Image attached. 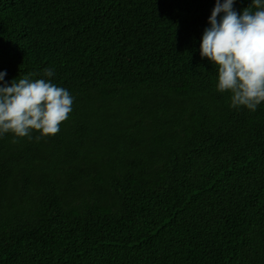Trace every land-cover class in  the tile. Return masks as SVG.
I'll return each mask as SVG.
<instances>
[{
  "label": "trees",
  "instance_id": "16d2710c",
  "mask_svg": "<svg viewBox=\"0 0 264 264\" xmlns=\"http://www.w3.org/2000/svg\"><path fill=\"white\" fill-rule=\"evenodd\" d=\"M214 4L0 0L4 82L73 97L56 135L0 137V264H264V102L216 90Z\"/></svg>",
  "mask_w": 264,
  "mask_h": 264
},
{
  "label": "clouds",
  "instance_id": "9594fccd",
  "mask_svg": "<svg viewBox=\"0 0 264 264\" xmlns=\"http://www.w3.org/2000/svg\"><path fill=\"white\" fill-rule=\"evenodd\" d=\"M234 3L215 0L199 53L217 67L215 87L220 93H231L229 107L254 112L264 102V0H251V6L239 13ZM5 76L0 72V137L11 133L14 138L31 139L38 132L39 140L56 135L72 112L69 91L51 80L30 76L9 85ZM43 76L53 77L54 70L44 69Z\"/></svg>",
  "mask_w": 264,
  "mask_h": 264
}]
</instances>
